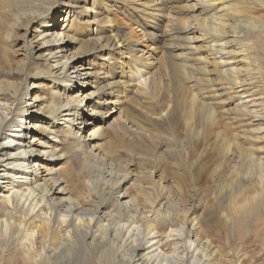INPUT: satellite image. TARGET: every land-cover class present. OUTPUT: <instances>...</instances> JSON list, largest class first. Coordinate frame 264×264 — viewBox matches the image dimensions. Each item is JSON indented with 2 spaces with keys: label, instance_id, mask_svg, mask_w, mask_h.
Instances as JSON below:
<instances>
[{
  "label": "bare ground",
  "instance_id": "6f19581e",
  "mask_svg": "<svg viewBox=\"0 0 264 264\" xmlns=\"http://www.w3.org/2000/svg\"><path fill=\"white\" fill-rule=\"evenodd\" d=\"M63 1L48 7L43 0H0V242H14L24 254L0 264H220L219 251L206 238L195 213L199 206L184 209L178 200L172 207L171 201L157 200L156 192L142 184H135L137 197H131L124 188L133 177L118 174L113 156L104 155L96 144L101 132L116 121L122 86L132 97L148 96L159 69L153 47L142 48L143 41L128 44L126 34L106 21L114 3L123 0H111V5L94 0L91 20L87 18L91 13L83 16L84 8L68 0L67 28L61 33L49 29V24H56ZM128 1H135L136 12L143 16L172 11L166 8L172 0ZM186 1L195 2L186 11L187 22L172 25L184 37L169 40L176 69L188 77L195 94L192 100L209 115L213 110L202 98L213 93L229 102L235 93L240 99L236 112L254 116L264 131V97L255 98L264 86L256 85L264 80L260 57L264 23L246 15L244 0ZM23 22L34 24L33 40L24 43L21 69L4 71L1 66L9 63L3 40L11 39ZM154 35L152 46L161 38L158 32ZM15 73L22 75L23 83L11 81ZM141 75L144 80L138 79ZM44 83L51 85L49 95L34 97ZM92 83L98 86L89 87ZM242 145L235 141L225 145L228 154L232 147L239 153L228 172L231 182L248 183L237 190L238 202L223 213L235 219L232 226L238 233L240 220L252 212L262 219L258 204L261 210L264 207V162ZM69 158L79 161L82 169L66 181L58 177L56 167ZM208 205L205 225L213 208ZM168 247L172 253L166 252Z\"/></svg>",
  "mask_w": 264,
  "mask_h": 264
},
{
  "label": "rangeland",
  "instance_id": "374dc122",
  "mask_svg": "<svg viewBox=\"0 0 264 264\" xmlns=\"http://www.w3.org/2000/svg\"><path fill=\"white\" fill-rule=\"evenodd\" d=\"M43 1L48 7L54 6L56 3V0ZM74 1L80 8H84L83 16L91 13L87 18L91 20L94 17V0ZM244 1L241 6L246 15L252 14L264 23V8L260 7L264 0ZM110 2L113 1L101 0L102 5H111ZM169 2L170 4L168 7L166 5V8H171L172 11L169 9L162 13H156V16L151 14L143 16L142 13L136 12L135 9L139 7L136 6L135 1L128 0L115 2V9L105 15L106 21L112 22L115 29L126 34L128 44L143 41L141 42L142 48L153 47L159 69L156 73V81L151 84L146 98L139 99L136 95L132 97L126 94L123 86L121 87V104L116 106L119 108V112L114 114L116 121L110 128L101 132L96 144L104 155L113 156V160L118 163L115 162L119 169L118 174L130 173L133 177L130 184L124 188V191L131 197H137L135 184H142L145 189L156 192L157 200L160 197L164 198L167 202L171 201V205L173 201L179 200L184 209L199 206L200 210L195 213L202 219L201 225L206 238L219 251L220 264H264V246L261 243L263 241L261 238L264 239V207L261 210V205L258 204V211L263 216L260 220L257 218V212L248 214L245 219H241V216L237 218L236 221L241 219L240 233L232 226L235 219L223 216L224 212L230 210L231 203L238 202L237 190L244 189L248 184L242 182L243 184L237 183L235 186L231 182L228 172L232 170L233 157L239 153L236 147H232L228 154L225 145L234 141L240 142L241 145L243 144L242 147H248L254 156L264 162V131H261L260 124L253 120L254 116L241 111L236 112V105L240 99L235 96V93L231 94L232 102H227L228 99L225 96L221 97L220 95L219 97L218 94L213 96V93L209 99L202 98V102L204 101L213 110L208 111L209 115H206L205 111L192 100L191 95L195 94L189 86L188 77L176 69L177 64L170 51L172 38L176 37L177 40L184 37L178 33L179 28L174 27L175 24L182 26L184 22H187L186 11L192 8L195 2L186 0ZM63 3L64 6L58 13L56 24L48 25L49 29H55L57 33H61L63 29L67 28L65 23L68 15L65 5L68 0H64ZM122 6H124V10H119V7ZM59 8L60 4L57 5V9ZM148 12L150 13V11ZM163 14L166 18H161ZM83 16L82 19L85 20L86 17ZM144 17L149 18L151 23ZM157 17L159 20L156 19ZM134 19L137 20V24ZM161 21H164V24ZM107 23H104V28L108 25ZM169 23H171L170 27ZM28 27L30 30L27 35ZM86 27L90 28L89 25ZM34 29V24L23 22L20 28L14 29L11 39L4 38L2 47L3 50L5 48L4 53L6 52V59L9 63V65L1 66L4 71L21 69L24 63L22 57L24 43L26 40H33ZM157 32L160 33L161 38L157 42L158 45L152 46L150 41ZM170 35L171 38H169ZM108 37H104L103 41L106 42ZM146 37L150 38L146 40ZM179 41L176 44H179ZM180 44L184 45L185 43ZM34 46L39 45L34 43ZM76 46L75 48L79 49V44ZM81 46L84 47V50L87 49L85 44H81ZM71 52L79 54L75 49H72ZM260 57L264 66V54H260ZM137 69L139 71V68ZM140 71L144 73V76L146 75L142 69ZM143 75L138 79L144 80L146 76ZM10 79L19 84L24 80L22 75L16 73ZM96 85L98 86V84L92 83L89 87L94 89ZM256 85H264V80L258 81ZM51 89L50 84L44 83L34 91V97L49 95ZM257 93L255 98L264 97V86L259 88ZM102 113L105 114V111ZM220 136L223 140L219 139ZM242 136L245 137L242 138ZM59 137L63 139L62 134ZM69 159L56 167L60 170L58 177L66 179V181L72 179V176L82 169L79 161L75 162L73 158ZM85 176L86 173L83 175L84 181H86ZM176 176L179 177V180L176 179ZM228 183H231V189L228 188ZM222 184L223 186H221ZM180 190H183V194ZM239 200L243 201L240 197ZM208 202L213 208L212 214L207 217L209 221H206L205 225L203 213L204 209L209 206ZM172 207L176 206L172 205ZM260 213L258 212V214ZM218 222H222L221 226H216ZM204 240L206 241V239ZM165 250L172 253V249L169 247ZM23 256L20 247L14 242L11 244H8V241L0 242V263L5 258L21 259Z\"/></svg>",
  "mask_w": 264,
  "mask_h": 264
}]
</instances>
